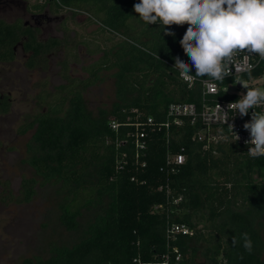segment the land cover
I'll use <instances>...</instances> for the list:
<instances>
[{
  "label": "trees",
  "instance_id": "16d2710c",
  "mask_svg": "<svg viewBox=\"0 0 264 264\" xmlns=\"http://www.w3.org/2000/svg\"><path fill=\"white\" fill-rule=\"evenodd\" d=\"M51 2L55 10L86 14L87 23L97 26L96 38L77 41L63 25L62 36L42 41L21 19H0V63L14 60L13 47L21 41L28 53L25 67L43 73L34 107L16 127L20 135L31 131L24 162L34 176H23L16 192L0 180V202L28 203L37 186L51 183L62 194L58 219L66 230H80L84 212L90 217L72 244H52L47 257H25L16 264H264V238L255 229L264 216V156L252 158L247 148L229 140L203 148L191 139L195 128L185 125L174 133L169 148L163 130L150 132L145 155L137 162L130 139L120 143L128 139L130 127L114 131L109 125L112 119L123 123L136 115L159 122L170 102L199 104V87L188 88L171 66L175 57L183 59L181 29L171 26L175 35L165 36L159 25H146L133 12L139 0ZM70 21L77 23L72 17ZM78 45L88 54H99L82 66L83 78L70 73V64L79 60ZM59 51L60 82L51 84L47 56ZM113 68L117 101L109 115L93 116L85 108L84 92L99 80L102 69ZM191 73L195 75L194 68ZM261 73L257 68L251 77ZM242 75L248 79V73ZM234 81L225 78L220 85ZM209 98L233 100L237 95L220 90ZM9 109L6 98L0 99V113ZM180 148L185 162L171 173L165 167L167 150ZM175 222L188 225L194 234L167 238L166 226ZM242 233L251 238V254L243 247ZM197 247L202 263L195 259Z\"/></svg>",
  "mask_w": 264,
  "mask_h": 264
},
{
  "label": "rangeland",
  "instance_id": "374dc122",
  "mask_svg": "<svg viewBox=\"0 0 264 264\" xmlns=\"http://www.w3.org/2000/svg\"><path fill=\"white\" fill-rule=\"evenodd\" d=\"M30 3L33 0H28ZM63 13V12H61ZM11 20L14 16L0 12V18ZM77 23L64 22L75 34L77 41L92 40L94 25L83 21V17L76 18ZM44 25V23H43ZM56 23H50L43 28L42 38L48 35H60ZM108 45V44H107ZM79 60L70 64V73L77 77H86L82 66L96 61L99 54H88L78 45ZM62 51L54 54L50 59L48 76L51 84L60 82L57 75L58 61ZM27 56L20 47L16 48V57L11 63L0 64V95H8L11 109L5 114H0V180H7L10 188L16 192L23 176H34L33 169L24 162L26 143L31 131L20 135L16 127L22 116L29 113L34 107V99L37 94V83L43 77V73L37 69H28L24 65ZM116 69H102L99 72V80L84 92V105L93 116L104 112L109 115L113 104L117 101V88L115 84ZM250 87L264 88V75L261 78L248 80ZM229 91L233 87L227 88ZM246 89L242 90V93ZM37 192L33 199L25 204H3L0 202V264H16L25 257L49 255V247L52 244L69 245L75 242L79 231L90 217L84 212L80 218V230L68 231L59 222V204L62 202V194L58 186L48 183L37 186ZM1 192V187H0ZM258 235L264 238V216L255 226ZM189 245H193L192 241ZM195 259L202 263L200 250L197 247Z\"/></svg>",
  "mask_w": 264,
  "mask_h": 264
},
{
  "label": "clouds",
  "instance_id": "9594fccd",
  "mask_svg": "<svg viewBox=\"0 0 264 264\" xmlns=\"http://www.w3.org/2000/svg\"><path fill=\"white\" fill-rule=\"evenodd\" d=\"M133 12L146 25H159L165 36L175 35L169 30L171 26L187 24L179 43L191 66L179 56L174 58L173 65L186 81L206 76L213 94L218 95V85L223 84L226 77L235 76L236 83L246 92L229 103L227 111L217 104L218 111L225 123L236 114L243 118L252 110L251 119L243 124L249 133L244 143L251 145L247 153L252 158L264 156V112L254 111L264 106V88L249 86L254 65L244 62L253 56L264 61V0H139L133 4ZM241 56L244 61L240 62L239 71L233 72ZM192 68L195 75L191 74ZM245 72L248 79L243 78ZM229 111L234 113L231 118ZM228 127L235 142L238 141L240 137L233 131L234 125L229 123ZM241 239L245 251L251 254L252 241L248 233H242ZM237 242L233 237V246Z\"/></svg>",
  "mask_w": 264,
  "mask_h": 264
},
{
  "label": "built area",
  "instance_id": "2783aa9c",
  "mask_svg": "<svg viewBox=\"0 0 264 264\" xmlns=\"http://www.w3.org/2000/svg\"><path fill=\"white\" fill-rule=\"evenodd\" d=\"M181 29V36H183L187 24L183 26H175ZM183 53V60L191 65L188 56ZM244 61L243 56L238 58V62L234 65L233 72H238L240 67V62ZM245 63H251L254 65L253 70L257 68H262V73L257 77H252L254 79L261 78L264 75V61H261L258 56L250 57ZM174 65V64H173ZM173 65H171L173 67ZM175 69V68H174ZM177 72L178 79L183 82L188 88H194L196 85L199 87L201 100L199 104L195 102H170L164 109V117L161 121L156 122L154 118L150 115L140 119L138 115L133 120H127L123 123L118 122L117 120L112 119L109 122L111 129L118 131L120 126L130 127L125 131V136L128 137L121 140L120 143L125 144L129 139L132 144L134 158L138 162V159L142 158L145 155V149L147 147L148 136L150 132L154 130H163L165 141L167 143V148H169L170 140L173 137L174 133L178 132L185 125L195 128L191 139L202 142L203 148H207L211 143L218 141L229 140L236 144H239L248 149L251 145H246L245 140L249 139V133L244 130L243 124L251 119V111L249 114L245 115L243 118L236 114L235 116L232 111L228 112L229 119L225 123L222 119V114L218 111L219 104L222 109L227 111V105L239 99V94L242 93L244 89L242 86L238 89L236 81L227 83L226 85H218V92L226 91L228 93H233L237 95L236 99L233 100H214L209 98L213 94L212 84L206 82L207 78H197L195 81H186L181 77L178 72L179 69H175ZM246 73V72H245ZM192 74V73H191ZM243 74V73H242ZM194 75V74H192ZM226 78H235V76H229ZM249 80V79H248ZM233 87L234 90L229 91L227 88ZM135 111V110H134ZM254 111L264 112V106H259ZM136 112V111H135ZM231 123L234 125L233 131H235L240 139L235 142V137L231 134L228 124ZM227 137V139H226ZM122 156H126V152L122 153ZM185 153L183 148L176 152H172L169 149L167 150L165 156V167L171 173H175L179 167L185 162ZM144 161L141 162L144 165ZM162 186H159L158 189H161ZM181 198L178 197L175 199V202L179 201ZM194 234V231L184 223H168L166 226V236L167 238H175L176 235H187L191 236ZM175 252V260L180 259V253L177 248L173 249Z\"/></svg>",
  "mask_w": 264,
  "mask_h": 264
},
{
  "label": "flooded vegetation",
  "instance_id": "af4514ba",
  "mask_svg": "<svg viewBox=\"0 0 264 264\" xmlns=\"http://www.w3.org/2000/svg\"><path fill=\"white\" fill-rule=\"evenodd\" d=\"M19 1V2H18ZM9 3H12L13 6L8 5V0H0V12H6L7 15L12 14L14 17L11 20H15L17 18L21 19L24 26H28L30 28H32L34 31H36V37L38 40H46L49 37H55V36H62L63 32L61 30L62 26L65 25L64 22L66 21H70V18L72 17L73 20L76 22V18L77 17H83V21H88V16L84 13H76L73 14L71 11H65V10H55L54 6H52V2L51 0H33L32 3H30L28 0H24L22 1V3L20 2V0H10ZM17 4V5H16ZM22 4V5H20ZM45 5L44 8L42 9H33L32 6L38 5ZM21 7H19V6ZM26 5L29 6V10H26ZM53 8H50V7ZM63 12V13H61ZM0 19H4L3 17ZM6 20V19H4ZM9 21V20H8ZM56 23V28L57 31L60 32V35H48L46 37H41L40 35L43 34V28L47 27L50 25V23ZM44 23V25H43ZM89 25H94L95 28L97 27L95 23H89ZM67 26V25H65ZM20 47L21 50L26 53L21 46V41L18 42L17 45H15L13 47L14 49V53H15V57H16V48ZM28 57V53H26ZM80 55V52H79ZM53 55H48V64L50 65V59ZM15 59V58H14ZM12 62V61H11ZM11 62H7V63H11ZM25 62V61H24ZM0 64H6V63H0ZM6 98V100L8 101V103L10 104V109H11V102H10V98L8 95L5 94H1L0 95V99H4ZM2 114V113H0Z\"/></svg>",
  "mask_w": 264,
  "mask_h": 264
},
{
  "label": "water",
  "instance_id": "95a60500",
  "mask_svg": "<svg viewBox=\"0 0 264 264\" xmlns=\"http://www.w3.org/2000/svg\"><path fill=\"white\" fill-rule=\"evenodd\" d=\"M241 87V85L239 83H237V88L239 89Z\"/></svg>",
  "mask_w": 264,
  "mask_h": 264
}]
</instances>
